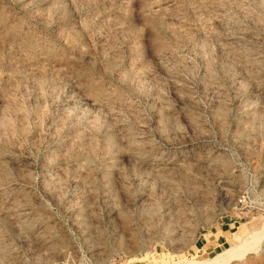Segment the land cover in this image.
<instances>
[{
	"label": "rangeland",
	"instance_id": "rangeland-1",
	"mask_svg": "<svg viewBox=\"0 0 264 264\" xmlns=\"http://www.w3.org/2000/svg\"><path fill=\"white\" fill-rule=\"evenodd\" d=\"M214 260L264 264V0H0V264Z\"/></svg>",
	"mask_w": 264,
	"mask_h": 264
},
{
	"label": "crops",
	"instance_id": "crops-1",
	"mask_svg": "<svg viewBox=\"0 0 264 264\" xmlns=\"http://www.w3.org/2000/svg\"><path fill=\"white\" fill-rule=\"evenodd\" d=\"M236 222L232 220H226L218 223L213 228L204 232L201 235V243L203 248L210 250L222 249L226 244L230 242L235 234ZM126 264H149L148 262L138 263H126Z\"/></svg>",
	"mask_w": 264,
	"mask_h": 264
},
{
	"label": "bare ground",
	"instance_id": "bare-ground-1",
	"mask_svg": "<svg viewBox=\"0 0 264 264\" xmlns=\"http://www.w3.org/2000/svg\"><path fill=\"white\" fill-rule=\"evenodd\" d=\"M248 245H249V241L245 242L242 246L239 247L240 249H238V251H237L238 254H236V255L234 254L233 257L237 256V255H242L244 253L245 249L247 250ZM225 262H226V260H222L220 264L225 263ZM205 263H209V261H206V262H203V261L187 262V264H205ZM210 263L211 264H219V263H217V261L215 262V260L211 261Z\"/></svg>",
	"mask_w": 264,
	"mask_h": 264
}]
</instances>
